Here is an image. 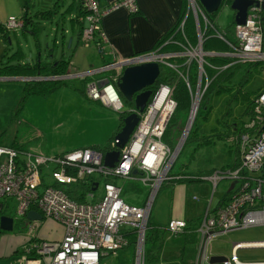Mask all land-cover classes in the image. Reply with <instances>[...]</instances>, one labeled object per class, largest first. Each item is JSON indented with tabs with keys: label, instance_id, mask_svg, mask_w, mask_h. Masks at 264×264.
<instances>
[{
	"label": "built area",
	"instance_id": "2783aa9c",
	"mask_svg": "<svg viewBox=\"0 0 264 264\" xmlns=\"http://www.w3.org/2000/svg\"><path fill=\"white\" fill-rule=\"evenodd\" d=\"M186 2V14L175 31L183 34L185 19L191 14L197 34L196 45L192 46L184 35V44L172 36L165 44L173 43L181 47V50L162 51L160 46L151 51L115 58L98 69L82 74H67L64 78L108 72L104 79L87 80L85 92L91 100L101 101L113 110L120 111L122 99L116 84L124 68L157 62L176 71L185 81L190 96L186 123L192 126L209 82L204 70L206 56H226L231 59V63L264 62V0H254L248 8L244 24H234L233 40L213 26L197 0ZM81 4L87 12L81 39L94 42L98 35L99 42L95 46L102 53L104 36L100 30V20L105 10L101 9L98 0H81ZM119 6L128 8L130 12L137 10L135 0H117L108 9ZM201 22L204 23L203 30ZM22 24V18L11 16L3 26L10 30ZM207 26L212 27L217 37L226 43L228 51L216 53L202 49V38ZM193 62L197 65L194 89L188 75ZM103 80L106 83L101 85ZM173 89L171 85L160 84L142 112L134 105L124 111L126 115L137 114L138 122L123 147H117L115 136L110 142V148L106 151L118 149L119 158L122 157V161L112 167L104 164L106 151L92 147L47 156L21 147L0 144V198L13 197L17 202L16 213L20 216L35 210L63 228L60 240L33 242L24 248L22 259L14 264H100L103 256L109 253L116 255L119 249L128 245L134 248V264H145V231L154 199L165 182L182 177L180 174L172 175L171 168L184 144L183 131L175 145H169L163 140L177 106ZM235 139L237 164L200 177L209 180L213 188L223 178L234 179L235 183L229 199L224 203L219 202L212 208V194L207 200L204 213L194 230L198 239L193 264H264L242 262L235 255L239 248H264V241L234 243L232 259L226 258L222 262L211 263L209 253L210 241L215 236L264 224V87L255 95L252 116ZM44 167L50 168L49 175L42 173ZM47 177L51 178L52 183L45 182ZM90 177L94 178L91 180L94 183L92 189L85 192L84 200L73 199L71 195L77 192L71 187ZM116 178L135 181L147 187L143 202L133 204L125 201L121 195L122 187L116 183ZM99 187L101 190L97 195L95 190ZM194 199L197 200V197ZM185 227L186 221L182 219H171L166 224L167 232L174 235L183 233Z\"/></svg>",
	"mask_w": 264,
	"mask_h": 264
},
{
	"label": "rangeland",
	"instance_id": "374dc122",
	"mask_svg": "<svg viewBox=\"0 0 264 264\" xmlns=\"http://www.w3.org/2000/svg\"><path fill=\"white\" fill-rule=\"evenodd\" d=\"M29 14L35 16L37 11L50 9L55 4V0H30ZM68 1V0H67ZM22 0H0V23H5L9 15L20 17L22 15ZM12 9H14L13 12ZM60 9V8H59ZM75 12L66 11L63 14L58 11L53 14L49 20L39 21V31L34 36L30 31L23 32L20 27L10 29L7 37L9 42L3 41L0 37V65L17 61L31 65L36 63L39 56L41 61H50L61 56L64 50V58L68 59L69 71L71 74H82L102 65L101 56L93 42H82L74 48L65 46L62 48L61 41L68 44L71 37L74 36L77 24L74 28L71 26L70 15ZM213 24L219 32H223L230 39H234V10L230 3L223 2L215 12ZM74 22V21H73ZM86 26V20L84 19ZM31 28V27H30ZM64 32L62 37L61 32ZM72 50L74 52L72 53ZM18 53V56H16ZM11 57L13 60H10ZM101 65V66H100ZM264 69V63H261ZM166 67H162L165 69ZM259 67L253 69L249 74V79L243 84L244 93L232 97L229 92L220 91L209 95L205 105L209 110L201 108L194 122L192 130L195 131L197 138L203 135H209L211 129L217 127V121L221 120L222 114L228 112L226 120L232 122L234 118L246 123L250 120L249 113L245 110L251 98H254L257 89L264 85V71ZM108 72L94 73L92 75L77 76L71 78H62L63 84L55 88L52 92L45 95H29L23 101V82L27 80H8L0 83V140L2 144H10L15 140L18 145H22L32 153H41L47 156L71 151L82 147H100L103 148L109 144L110 139L115 136L119 129L120 112L132 107L131 102H127L122 97V108L115 111L104 105L101 101L91 100L85 92V79H95L101 76H107ZM245 74L238 69L233 74L234 81L240 82ZM21 101V102H20ZM20 107L17 109L19 106ZM189 110L179 109L174 114L172 131V144L178 142L177 128L184 129ZM14 119L11 120L12 114ZM192 131V132H193ZM190 139L181 149L174 165L171 168L172 175L182 173H197L225 167L234 163L236 158V147L227 144L224 139H217L213 145H201L196 147L199 140ZM50 168H43L42 173L49 175ZM116 183L122 187V197L125 201L139 203L146 196L147 187H142L138 182L130 181L124 178H116ZM45 182L52 183L50 177L45 178ZM174 181L165 182L154 199L151 209V218L155 222L166 224L170 215L175 216L179 211L176 205L174 191ZM234 179L223 178L219 180L213 188L212 183L207 179H200L192 182L180 184L183 186L180 190V208H184L182 213L176 214L182 219H193L194 224L198 222L203 204L210 199L211 206H216L219 201L227 194L228 190L234 186ZM101 187L96 189L97 195ZM197 197L198 200H194ZM8 212L14 215V228L11 231L1 233L3 238L6 234L12 236L31 235L36 232L32 223L22 225L19 221L20 216L16 213L17 203L13 197H2ZM6 211V209H5ZM175 216V217H176ZM47 220V218H45ZM45 220H38L36 223L41 225ZM53 221V220H52ZM55 222V221H54ZM44 224L39 229L42 230ZM4 239V238H3ZM198 234L194 242L185 243L183 237L167 232L164 236L163 248L161 251V261L159 263L148 264H193ZM53 239H49L52 241ZM3 240L0 238V245ZM264 241V224L250 226L242 229H235L215 236L209 244V253L211 256H224L232 259V247L237 242ZM150 243H146V248ZM17 248V247H15ZM184 250L182 258L180 251ZM0 254H4L1 252ZM134 248L128 245L117 251L116 255L109 253L101 258L100 264H134ZM236 258L242 262H264V248H239L235 252ZM22 259L21 253H14L10 257L1 256L0 264L14 263Z\"/></svg>",
	"mask_w": 264,
	"mask_h": 264
},
{
	"label": "trees",
	"instance_id": "16d2710c",
	"mask_svg": "<svg viewBox=\"0 0 264 264\" xmlns=\"http://www.w3.org/2000/svg\"><path fill=\"white\" fill-rule=\"evenodd\" d=\"M55 4L51 9L48 10H43L39 11V13H36L35 16H37L40 19H44L47 17L49 14H54L58 12L60 7H66L64 10H62V13L66 11H70L73 9V1H76V10H73L75 12L74 16L72 17V20L74 23L79 24V29L77 28V32L79 30V39H81L82 31L84 26V19L86 16V10L83 8L81 4V0H55ZM232 0H223V2L230 3ZM67 2V3H66ZM222 2V4H223ZM67 4V5H66ZM221 4V5H222ZM31 5L30 0H22V15L20 18L23 19V24L21 26V29L26 32L27 29H32L30 27H37L38 21H35L32 19L33 15L29 14V6ZM220 5V6H221ZM203 8V7H202ZM187 10V2L184 0L183 4V11L180 15V20L185 16ZM204 10V8H203ZM205 15L208 18V20L213 23V16L215 14L211 13L208 14L205 10ZM64 15V14H63ZM179 20V21H180ZM33 22V24H31ZM179 23V22H178ZM175 24L174 27L171 28L166 34H164L158 41L156 47L162 46L161 50L162 51H175V50H181L179 46H176L173 43H166L165 42L168 40L169 37H174L176 40L181 42L182 44L185 43V40L183 38V35L186 37L187 41L192 45H196L197 43V34H196V29H195V22L193 19V16L191 14H188L186 19H185V24H184V32L183 34L181 32H176V26L178 25ZM35 24V25H34ZM234 20L232 21V25L234 26ZM214 26V24H213ZM204 27V26H203ZM215 27V26H214ZM33 28V29H34ZM10 32L9 29L5 28L3 26V23H0V34L4 37V39H7V34ZM36 30L34 33L36 34ZM97 34V32H96ZM99 42L98 35L94 38V44L97 45ZM67 43H65L64 40L61 41V46H66ZM202 49L206 52H216V53H225L228 51V47L226 43L221 40L219 37L214 32V29L212 27H206L204 30L203 38H202ZM64 51L61 52V56L59 58H55L50 61H41L40 57L38 56L36 58V63L31 65L29 62L22 64L23 62L17 61L16 64H13L12 61H9L8 64H1L0 65V76H29V77H50V76H64L68 74V67L71 59V55L69 56L68 59L64 58L63 56ZM16 56H18V53H16ZM10 60H13L11 57ZM206 64L204 65V70L206 73V76L209 80L203 95L201 97L198 110L196 113L195 120L197 118V115L199 113V110L201 108H205L206 110H209V106L205 105V101L208 100L209 95L212 93H218L220 91H226L229 92L232 97H237V95H240L244 93L246 95V92H243L242 86L243 84L246 83V81L249 79V74L252 73L253 69L256 70L257 68H261V63L264 62H252V63H231V59L226 56H220V55H214V56H206L205 57ZM231 63V64H230ZM162 67L166 66H161L160 68V75L157 78L156 82L150 87L152 89V94L155 92L157 87L160 84H166V85H171L173 89V98L175 99L177 106L175 109L174 114L177 112L179 109H185L189 110V105H190V96L188 92V88L185 84V81L179 76V74L172 70L169 67H166L165 69H162ZM240 69L242 73L245 74L243 80L240 82H235L233 79V74H235V71ZM189 75V81L192 89L195 88V84L197 81V65L195 62L192 63L191 65V70ZM86 81L89 79H85ZM63 84L62 80H29V81H24L23 82V94L21 97V101L25 99L29 95H34V94H40V95H45L47 93L52 92L55 88L61 86ZM257 94V93H256ZM253 100L254 98H251V100L248 103V107L246 108L245 112L249 113L250 118L252 116V105H253ZM20 101V102H21ZM20 102L18 103L19 106L17 109L20 107ZM131 105L133 106V102H131ZM174 114L172 115L168 126L166 128L163 140L168 143L169 145H173V138H172V131L173 128V121H174ZM228 112H224L222 114L221 120L217 121V127L212 128L211 133L209 135H203L200 138H197L195 131L192 130L193 125L191 126L188 135L184 141V144L182 148L184 147L185 143L190 139L191 134H192V141L199 140L196 144V147H200L201 145L209 144L213 145L215 143V140L217 139H224L227 144L234 145L236 147V155H238V150H237V141L236 137L245 129V124L244 122H241V120H238L237 118L232 120V122H229L226 120V115ZM126 116L124 112H120L119 119H120V125L119 129L120 130L122 126V119ZM117 131V132H118ZM178 135L181 133V128H177ZM193 131V132H192ZM114 136L110 139H112ZM230 138H233V140H230ZM12 146H17L15 144H11ZM21 146V145H20ZM96 148L98 150H107L110 148V142L107 146L100 148V147H92ZM237 160V156L235 158V161ZM237 163H233L231 165L221 167V169H226L228 167L232 168L236 165ZM215 169L212 170H207V171H201L197 173H182V177L175 179V182H186V181H196L200 180L201 176H207L210 175ZM94 179L93 177H90L87 180H80L78 184H76L73 190L77 193L74 195H71L73 199H76L78 201H83L84 200V194L86 191H89L92 189V185L94 182H91V180ZM103 180H111V178H104ZM72 190V189H70ZM232 193L230 190L227 192V194L222 198L220 202L224 203L226 200L229 199V195ZM194 220H188L186 221V227L184 228L183 233L179 234L182 235L184 238L185 242H192L195 240V227L196 224L193 222ZM167 233V229L165 226H162L158 223L153 222L151 218L148 220V225L147 229L145 231V264H148V262L151 263H159L161 261V249H162V244H163V239H164V234ZM149 242L150 246L146 248V243ZM29 245H25L21 248L18 249L19 253L24 252V248Z\"/></svg>",
	"mask_w": 264,
	"mask_h": 264
},
{
	"label": "crops",
	"instance_id": "0c3cea01",
	"mask_svg": "<svg viewBox=\"0 0 264 264\" xmlns=\"http://www.w3.org/2000/svg\"><path fill=\"white\" fill-rule=\"evenodd\" d=\"M68 1H70V0H68ZM115 1H117V0H98L99 6L101 7V9L105 10V12L102 15L101 20H100V30L104 36V39H103L102 45H101L103 52L99 53L101 56V59H102V64H101L102 66L113 61L115 58L127 57V56H131V55H134L137 53L147 52V51H151V50L158 48V47H156V45H157L159 39L164 34H166L169 30H171V28L174 27L175 24H177L178 22H180L183 19L182 18L180 20V15L183 11L184 0H135V5L137 6V10L135 12H130L128 10V8H126L124 6H119L117 8H113V9L109 10L108 9L109 6ZM65 8L60 7V9L58 11H60L62 13V10H64ZM46 10H48V9H46ZM73 10H76V1H73V9L70 10L69 12H72ZM13 11H14V9H12L11 12H13ZM36 13H39V11H37ZM62 14H64V12ZM74 14L70 15V21H71L72 28H74V24H75L72 20V17L74 16ZM11 16H14V15H9V17H11ZM52 16H53V13L50 14V16L48 14L47 17L44 19L50 20L52 18ZM32 19L35 21H38V18L35 19L34 17H32ZM44 19H42V20H44ZM31 24H33V22ZM38 24H39V21L36 25L37 27H35V28L31 27L32 29H27L26 32L30 31L32 34H34V36H37V33L39 31ZM84 26H85V24H84ZM203 26H204V23L201 22L202 30L204 29ZM77 28L79 29V24H78ZM20 29H21V27H20ZM35 30L37 31L36 34L34 33ZM75 31H76L74 34L75 38L72 36L69 43L66 44V46H68L69 48H74V47H76V45H80V43L85 42L82 39H79V37H78L79 36L78 35L79 30H78V32H77V29ZM61 35H62V37L65 36L63 31L61 32ZM0 37L2 38L3 41L8 40V42H9V38L4 39V37L1 34H0ZM62 40H64V39H62ZM62 48H65V46L64 47L62 46ZM73 52H74V50H72V53ZM159 66L161 67V65H159ZM98 68H100V67H98ZM262 71H264V69H262ZM68 74H71L69 69H68ZM9 77H14V76H0V83L7 82L8 80H10V79H8ZM15 77H29V76H21L20 75V76H15ZM102 77H103V79L105 78V76H101L100 79ZM27 81H29V80H27ZM262 87H264V85H261L260 88L257 89V92ZM14 115H15V113L12 114L11 120L14 119L13 118ZM3 132L0 133V136L2 135ZM0 144L1 145H7V146H12L11 144L18 145V143H16L15 140L12 141L10 144H2L1 140H0ZM18 146L23 148L22 145L21 146L18 145ZM235 162L236 161H234V163ZM220 168H217V169H220ZM187 182H192V181L175 182L174 183V185H175L174 191H176L175 192L176 205H175V202L173 203V205L177 209H179V211H176L175 216H176V214L182 213V211H184V208H180V200H181L180 190L182 191V189H183V186L180 184L187 183ZM144 198L145 197H143L139 203H133V204H141L143 202ZM130 203H132V202H130ZM206 203H207V201H205V204H203L202 212L199 214L200 217L198 218V221L204 213ZM214 207H212V208H214ZM5 209H6V211H5ZM7 209L8 208H6L5 202L0 201V216L1 215H7V216H11V217L15 218L14 215L10 214ZM175 216L170 215L166 224L171 219H182L181 217H177V216L175 217ZM150 218H151V216H150ZM43 219L45 220V217H43L42 220ZM151 220H152V218H151ZM182 220L188 221V220H193V219L191 218V219H187V220L186 219H182ZM36 221L38 222V220L27 221L24 218L23 219L20 218L19 222L22 225H25V223H27V224L32 223L33 227L37 229L36 232H34V234L30 233L31 235L27 234L26 236L25 235H21V236L14 235V236H12L11 234H6V236H4L3 237L4 239H3L1 237V235H2L1 233H4V231L0 230V238L3 240V242L1 241V243L2 244L4 243L3 245H0V249L2 250L1 252L4 253V254H0V257L1 256L10 257L12 254L18 253L19 248H21L25 245H30L35 241L38 242L40 240H49V239L50 240L53 239L56 241V240H60L63 237V228L57 222H54L51 219L47 218V220H45L46 224H44V221H43V223L38 226L36 224L37 223ZM153 222H155V221H153ZM155 223H158V224L166 227V224H162L159 222H155ZM43 224H44V226H43L42 230L40 231L39 229L41 228V226ZM194 233H195L194 238L196 239L197 233L196 232H194ZM164 236H165V234H164ZM179 236L183 237L182 235H179ZM194 241H192V242H194ZM163 242H164V239H163ZM185 243H187V242H185ZM188 243H190V242H188ZM15 247H17V248H15ZM162 248H163V244H162ZM161 251H162V249H161ZM183 253H184V250L180 251L179 256L181 258H182ZM160 256H161V253H160ZM9 264H14V262L11 260Z\"/></svg>",
	"mask_w": 264,
	"mask_h": 264
},
{
	"label": "water",
	"instance_id": "95a60500",
	"mask_svg": "<svg viewBox=\"0 0 264 264\" xmlns=\"http://www.w3.org/2000/svg\"><path fill=\"white\" fill-rule=\"evenodd\" d=\"M204 10L208 13L216 12L223 0H198ZM254 3V0H232L230 2L231 9L234 10V23L244 24L247 16L248 8ZM160 75V66L157 62H145L141 64H136L124 68L122 74L117 81V88L124 100L127 102H133L134 107L138 111L142 112L149 100L152 89L150 88L157 80ZM66 76H50V77H9L8 79H20V80H56L62 79ZM106 81L103 80L101 85L105 84ZM138 122V116L135 113L127 114L122 119V126L120 130L115 134V138L118 140L117 147H123L132 133L134 127ZM191 125L185 123L183 129V142L190 130ZM119 150H109L104 153V164L112 167L116 162H121L122 157L119 158ZM232 187L228 190V192ZM27 221L42 220V215L35 211L29 210L23 216ZM14 227V218L7 215L0 216V230L7 232L11 231ZM224 256H211L210 262L217 263L225 261Z\"/></svg>",
	"mask_w": 264,
	"mask_h": 264
},
{
	"label": "clouds",
	"instance_id": "9594fccd",
	"mask_svg": "<svg viewBox=\"0 0 264 264\" xmlns=\"http://www.w3.org/2000/svg\"><path fill=\"white\" fill-rule=\"evenodd\" d=\"M198 1V0H197ZM201 5V4H200ZM122 97V96H121Z\"/></svg>",
	"mask_w": 264,
	"mask_h": 264
},
{
	"label": "flooded vegetation",
	"instance_id": "af4514ba",
	"mask_svg": "<svg viewBox=\"0 0 264 264\" xmlns=\"http://www.w3.org/2000/svg\"><path fill=\"white\" fill-rule=\"evenodd\" d=\"M161 68V67H160Z\"/></svg>",
	"mask_w": 264,
	"mask_h": 264
}]
</instances>
